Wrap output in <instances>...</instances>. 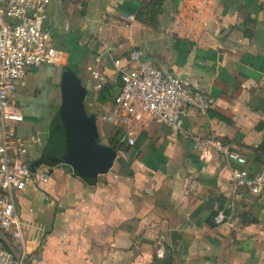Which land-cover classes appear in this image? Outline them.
Wrapping results in <instances>:
<instances>
[{"label":"crops","instance_id":"1","mask_svg":"<svg viewBox=\"0 0 264 264\" xmlns=\"http://www.w3.org/2000/svg\"><path fill=\"white\" fill-rule=\"evenodd\" d=\"M144 1L49 4L45 28L62 60L33 68L14 88L11 107L24 116L17 134L33 142L31 159L49 156L63 102L79 84L99 142L117 156L93 181L70 164L43 162L46 177L17 192L26 264H264V190L232 178L233 167L264 170V0H164L154 22L139 17ZM133 47L214 96L185 125L235 148L245 165L196 150L139 103L124 122L113 102L114 60L126 63ZM219 209L234 226L215 222Z\"/></svg>","mask_w":264,"mask_h":264},{"label":"built area","instance_id":"2","mask_svg":"<svg viewBox=\"0 0 264 264\" xmlns=\"http://www.w3.org/2000/svg\"><path fill=\"white\" fill-rule=\"evenodd\" d=\"M50 3L51 0H0V264L27 263L29 254L17 192L29 181H35L36 177L43 180L47 174V169L37 167L33 171L31 168L33 142L17 134L15 123L21 122L24 116L11 107L10 95L33 68L62 60L51 33L45 28ZM114 66L120 74L121 88L113 102L124 122H128L135 104L139 103L151 119L190 139L196 150L221 153L240 165L247 163L246 156L215 136L186 127L191 109L206 112L215 105L212 94L193 86L181 75L157 67L138 47L130 50L126 63L115 59ZM93 77L104 79L95 72ZM134 142L133 133L129 132V143ZM232 178L237 186L252 192L264 190V170L252 174L246 167H233ZM214 220L217 224L234 226L233 220L221 209L217 210ZM158 256H164V251H158Z\"/></svg>","mask_w":264,"mask_h":264},{"label":"water","instance_id":"3","mask_svg":"<svg viewBox=\"0 0 264 264\" xmlns=\"http://www.w3.org/2000/svg\"><path fill=\"white\" fill-rule=\"evenodd\" d=\"M70 95L62 105L48 165L70 164L82 178L93 181L97 174L110 169L117 151L99 142L96 115L88 114L84 104L86 89L78 84ZM42 163V158H38L31 163V168L35 171Z\"/></svg>","mask_w":264,"mask_h":264},{"label":"trees","instance_id":"4","mask_svg":"<svg viewBox=\"0 0 264 264\" xmlns=\"http://www.w3.org/2000/svg\"><path fill=\"white\" fill-rule=\"evenodd\" d=\"M163 1L164 0H145L143 5H142V9L140 11L139 17L141 19H148L149 18L150 22H154L156 17L158 16V14L161 11V5H162ZM65 70H66L65 72L67 74L70 73L69 76L75 75V74H73V70H71L67 67ZM75 76H73V77L75 78ZM42 160L44 163H46L48 165V153L42 157Z\"/></svg>","mask_w":264,"mask_h":264},{"label":"rangeland","instance_id":"5","mask_svg":"<svg viewBox=\"0 0 264 264\" xmlns=\"http://www.w3.org/2000/svg\"><path fill=\"white\" fill-rule=\"evenodd\" d=\"M42 65H45V64H42Z\"/></svg>","mask_w":264,"mask_h":264}]
</instances>
